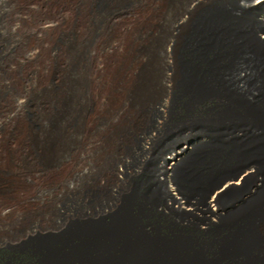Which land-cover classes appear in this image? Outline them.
Listing matches in <instances>:
<instances>
[{"label": "bare ground", "instance_id": "obj_1", "mask_svg": "<svg viewBox=\"0 0 264 264\" xmlns=\"http://www.w3.org/2000/svg\"><path fill=\"white\" fill-rule=\"evenodd\" d=\"M0 264H264V0H0Z\"/></svg>", "mask_w": 264, "mask_h": 264}]
</instances>
